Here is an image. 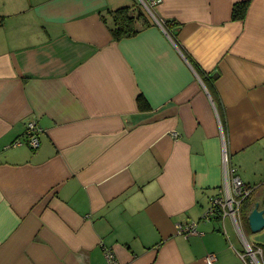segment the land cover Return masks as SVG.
Listing matches in <instances>:
<instances>
[{"label":"crops","instance_id":"1","mask_svg":"<svg viewBox=\"0 0 264 264\" xmlns=\"http://www.w3.org/2000/svg\"><path fill=\"white\" fill-rule=\"evenodd\" d=\"M134 2L0 0V264L264 253V228L205 216L226 167L264 210V0H162L150 27L114 42L102 16ZM29 121L34 151L12 146Z\"/></svg>","mask_w":264,"mask_h":264},{"label":"built area","instance_id":"2","mask_svg":"<svg viewBox=\"0 0 264 264\" xmlns=\"http://www.w3.org/2000/svg\"><path fill=\"white\" fill-rule=\"evenodd\" d=\"M140 5L146 10V12L154 19V9L161 4L162 0H138ZM158 23L163 25L161 21ZM43 130L36 124L35 121H29L26 125L23 138L16 140L12 146L18 147L22 145L28 146L31 150H36L40 146L39 136ZM225 163L227 162V156H224ZM224 195L220 197H213L210 200V207L206 213V217H226L233 218L236 225L240 220V208L242 202L249 197L253 191V188L244 184V182L235 174V171L227 168L225 171L224 180ZM195 224H178L176 226L177 232L184 236L196 235ZM105 261L107 264H120L115 254L111 250H105ZM242 264H264L263 249L245 242L242 252H237ZM215 256L213 254L206 257L208 264L214 262Z\"/></svg>","mask_w":264,"mask_h":264},{"label":"trees","instance_id":"3","mask_svg":"<svg viewBox=\"0 0 264 264\" xmlns=\"http://www.w3.org/2000/svg\"><path fill=\"white\" fill-rule=\"evenodd\" d=\"M247 6L248 2L234 4L232 18L243 19ZM107 15L109 16V20H107L105 16H102V20L106 24L114 42L136 36L154 23L146 10L137 2L129 6H121L114 10H109L107 11ZM173 26H180V24L175 21L164 23L166 30H168L173 39L176 40L178 29L171 30ZM137 106L140 111L150 110L149 103L142 95L137 97ZM249 198L250 196L242 202L240 208V215L247 225L251 206L247 204Z\"/></svg>","mask_w":264,"mask_h":264},{"label":"water","instance_id":"4","mask_svg":"<svg viewBox=\"0 0 264 264\" xmlns=\"http://www.w3.org/2000/svg\"><path fill=\"white\" fill-rule=\"evenodd\" d=\"M248 225L253 233L264 228V210L259 209L258 203L254 205L248 215Z\"/></svg>","mask_w":264,"mask_h":264},{"label":"rangeland","instance_id":"5","mask_svg":"<svg viewBox=\"0 0 264 264\" xmlns=\"http://www.w3.org/2000/svg\"><path fill=\"white\" fill-rule=\"evenodd\" d=\"M149 15V14H148ZM150 16V15H149ZM151 17V16H150ZM152 18V17H151Z\"/></svg>","mask_w":264,"mask_h":264}]
</instances>
